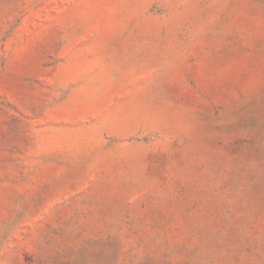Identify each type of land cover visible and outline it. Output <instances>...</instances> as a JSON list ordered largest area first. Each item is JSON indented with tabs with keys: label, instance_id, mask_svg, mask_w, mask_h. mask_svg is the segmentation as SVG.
Here are the masks:
<instances>
[{
	"label": "rangeland",
	"instance_id": "374dc122",
	"mask_svg": "<svg viewBox=\"0 0 264 264\" xmlns=\"http://www.w3.org/2000/svg\"><path fill=\"white\" fill-rule=\"evenodd\" d=\"M0 264H264V0H0Z\"/></svg>",
	"mask_w": 264,
	"mask_h": 264
}]
</instances>
